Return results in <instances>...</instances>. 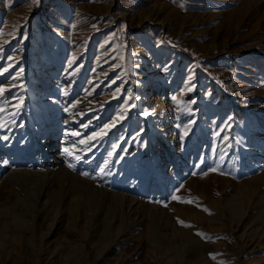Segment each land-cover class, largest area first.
Masks as SVG:
<instances>
[{
  "label": "rangeland",
  "instance_id": "rangeland-1",
  "mask_svg": "<svg viewBox=\"0 0 264 264\" xmlns=\"http://www.w3.org/2000/svg\"><path fill=\"white\" fill-rule=\"evenodd\" d=\"M0 264H264V0H0Z\"/></svg>",
  "mask_w": 264,
  "mask_h": 264
},
{
  "label": "bare ground",
  "instance_id": "bare-ground-1",
  "mask_svg": "<svg viewBox=\"0 0 264 264\" xmlns=\"http://www.w3.org/2000/svg\"><path fill=\"white\" fill-rule=\"evenodd\" d=\"M52 141H53V140H52ZM51 143H52V144H51L52 146H55V147H56V144H59V143H61V142H59V141H54V142H51ZM59 150L62 152V151H64V148L61 147V149L59 148ZM59 150H56V149L53 148L52 151H51V155H53V156L57 155V156H55V158H58V159L61 158L63 155H58L57 152H58ZM61 154H62V153H61Z\"/></svg>",
  "mask_w": 264,
  "mask_h": 264
},
{
  "label": "trees",
  "instance_id": "trees-1",
  "mask_svg": "<svg viewBox=\"0 0 264 264\" xmlns=\"http://www.w3.org/2000/svg\"><path fill=\"white\" fill-rule=\"evenodd\" d=\"M185 97L188 98V99H190V98H192V95H190V94L187 93V94H185Z\"/></svg>",
  "mask_w": 264,
  "mask_h": 264
},
{
  "label": "snow or ice",
  "instance_id": "snow-or-ice-1",
  "mask_svg": "<svg viewBox=\"0 0 264 264\" xmlns=\"http://www.w3.org/2000/svg\"><path fill=\"white\" fill-rule=\"evenodd\" d=\"M70 154V153H69ZM69 167H72L71 164H69ZM82 175H88L87 173H82ZM175 198V197H174Z\"/></svg>",
  "mask_w": 264,
  "mask_h": 264
},
{
  "label": "crops",
  "instance_id": "crops-1",
  "mask_svg": "<svg viewBox=\"0 0 264 264\" xmlns=\"http://www.w3.org/2000/svg\"><path fill=\"white\" fill-rule=\"evenodd\" d=\"M45 23H42V25L44 26Z\"/></svg>",
  "mask_w": 264,
  "mask_h": 264
}]
</instances>
